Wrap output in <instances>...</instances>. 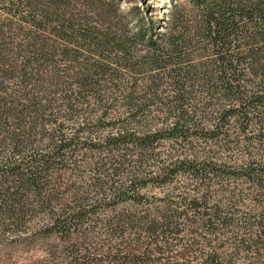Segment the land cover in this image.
<instances>
[{
  "label": "trees",
  "instance_id": "1",
  "mask_svg": "<svg viewBox=\"0 0 264 264\" xmlns=\"http://www.w3.org/2000/svg\"><path fill=\"white\" fill-rule=\"evenodd\" d=\"M205 20L204 27L163 35L165 45L151 38L147 53L138 58L132 50L144 42L136 38L111 29L103 36L82 32L61 20L54 32L56 42L44 41L43 49L50 50L37 58L38 63L44 60L43 70L32 69L38 78L30 75L24 82L30 87L20 96L24 102L12 95L0 99L1 118L28 107L29 127L38 129L46 126L43 116L56 100V96L54 101L39 96V84L46 90L54 88L57 95L71 91L58 98L56 114H50L56 118L49 123L58 124L60 132L42 136L50 142L47 153L25 160L22 140L14 134L5 138L14 161L0 164V211L15 224L36 208L43 209L49 233L72 237L100 207L87 203L90 192L84 180H76L73 187L61 182L65 177L71 180L66 176L69 170L85 167L92 172L91 188L102 187L99 194L105 196L103 254L108 264H186L184 259L190 262L201 251L199 242L183 243L190 227L200 225L205 230L201 241L210 243L206 245L211 249L220 236L235 233L242 225L252 228L234 210L232 200L243 192L232 189L231 182L242 180L264 192V162L252 156L247 161L242 154L235 160L239 167L228 168L198 149L210 152L230 137L237 144H264V0H220ZM149 27L152 35L155 27L152 23ZM82 40L96 48L100 60H81ZM57 57L64 62L61 66ZM68 112L82 125L72 134L64 133L65 124H59ZM96 129L107 135L99 142L92 140ZM81 154V160L88 154L90 158L78 160ZM183 177H189L190 183ZM179 178L181 191L176 198L163 205L147 200L145 189L173 185ZM58 196L63 197L54 208ZM214 200H218L215 205ZM248 235L241 246L262 238L260 233ZM235 241L236 237L227 244L233 247ZM75 243L68 245L72 260L96 264L91 255L75 258L79 255ZM221 251L208 254L206 264H228Z\"/></svg>",
  "mask_w": 264,
  "mask_h": 264
},
{
  "label": "rangeland",
  "instance_id": "2",
  "mask_svg": "<svg viewBox=\"0 0 264 264\" xmlns=\"http://www.w3.org/2000/svg\"><path fill=\"white\" fill-rule=\"evenodd\" d=\"M219 1L202 0L201 3L199 0H0V99L12 95L21 103L24 102V97H20L21 94L30 91V87L25 85L24 82H29L27 78H30V75L31 78H38V75L32 69L38 70V67H40L43 70L40 64L44 60L42 59L38 63L37 58L42 51L50 50L43 49L42 45L46 43L44 42L46 40L50 44L56 42L57 35L54 32L61 27V20H64V18L65 21L71 22L82 32L90 31L89 33H91L94 31L103 36L105 30L111 29L112 33L124 34L128 38H136V40L144 42V45L139 44L132 50L133 55L137 57L144 56L147 53V43L151 38L153 42L165 45L164 36H167V34H175L176 36L178 35L177 32L190 31L199 26L204 27L203 23L206 21V15L212 8L216 7ZM151 23L155 27L152 35L148 31ZM60 43V41H57V44ZM56 46L62 47V45ZM80 46L84 47V55L81 60L86 58L90 60L89 62L100 60L96 55L95 47L86 45L83 40L80 41ZM47 54L50 55L51 52H47ZM55 60H58V57ZM60 61L59 58L56 62H59L61 66L64 62ZM63 66L65 67V65H62V70ZM7 68L10 69L9 72ZM38 82L35 83L38 85ZM38 88L37 94L44 100L54 101L56 96L53 106L50 109L48 108L49 111L43 116L42 123H45L46 126L38 129L29 127L28 107L27 109L22 107L25 112H8L6 119L0 117V164H7V161L13 163L14 161L10 149L8 151L7 147L10 148V144L4 146L3 143L5 138L9 139V134H14L22 140L20 150L22 151V157L24 159L27 157L25 160H28L31 156L45 154L49 151L47 146L50 142L48 140L43 141V135H53V133L54 136L59 135L60 128L58 129V124L49 123L56 116L50 114H56L55 111H57L59 103L58 98L63 95H70L71 91L69 89L67 93L62 91L57 95V90L54 88L46 90L42 83L39 84ZM28 101L26 103H29ZM91 101L94 102V99ZM8 102L9 105H12L9 99ZM78 111H81V107H78ZM44 120H47V123ZM60 123L65 124V128L62 127V129L66 134H72L71 132H74L75 129L82 128L81 120L74 117L72 112H68L63 119H59ZM102 130H94L93 142H99L100 139L107 136ZM30 133L33 136L31 138L29 137ZM86 134L87 132L83 133L82 136H86ZM230 139H232V142L229 141ZM234 139L230 137L226 144L218 145L210 152L209 148L205 151L198 149V152L207 156L211 154L218 163L229 166L228 168L239 167L235 165V160L237 156H242V154L246 156L247 161L251 160L248 159V156H252L256 157L257 162H264V144L250 145L245 142L237 144L236 141H233ZM53 140L57 141V139ZM6 156L9 159H5ZM81 156L82 154L77 159L81 160ZM89 158L90 155L88 154L81 161L86 162ZM67 174L66 176H70L71 180L65 177V180L63 179L61 182L65 183L66 186L73 187L76 180H84L86 183L82 184L90 192L87 203L95 204V207L98 205L100 206L99 209H96V213L92 212L89 221L85 222V226L80 227L77 232H74L75 234L71 235V239L67 234L63 236L57 232L49 233L50 223L43 209L36 208V211L25 216V219L15 220L18 221L15 224H13L14 220L9 218V214L1 210L0 264H76L69 252L72 247L68 245L75 243L72 240L79 244L77 246L79 255H76L75 258L79 257L80 254L91 255L90 258L95 257L96 264H108L105 262V254H103L105 253V201L101 203L104 194H99V192H103V189L102 187L98 189L91 188L92 184L88 181L92 172L85 167L77 168L76 171L69 170ZM189 180V177L188 179L184 177L182 179L183 182L187 183H190ZM219 181L217 179V182ZM179 183L181 184V178L177 179L173 185L160 188L149 187L144 190V193L149 202L163 205L180 194L181 187L179 188ZM215 183L216 181H214ZM231 185L232 189L243 192L241 197L232 200L235 204L234 210L242 221L252 224V228H249L248 225H242L234 231L235 233L228 234L226 237L220 236L215 248L211 249L210 246L206 245L210 243L201 241L206 235L205 230L200 228V225L190 227L185 231L186 240L183 243L187 246L189 241L191 243L199 242L201 251L196 256L198 255L200 259H191L190 262L188 259H184L182 262L186 261V264H206L205 259L208 254L222 250L224 262L228 264H264V233H262V230H264V220H262L264 192L262 190L255 191L254 188L242 180H234ZM63 188L65 190L69 189L65 186ZM71 190L67 191L66 194L69 195ZM183 190H185V187ZM62 197L58 196L54 208H57V204ZM161 200H163V203H161ZM217 203L218 200H214L212 204ZM249 231L262 234V238L248 241V245L243 247L241 241L246 240L245 242H247ZM229 237L230 239H228ZM235 237L237 238L235 245L233 247L229 246L230 244L227 243L233 241ZM198 248L199 246L196 245L195 249Z\"/></svg>",
  "mask_w": 264,
  "mask_h": 264
}]
</instances>
